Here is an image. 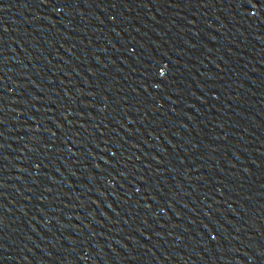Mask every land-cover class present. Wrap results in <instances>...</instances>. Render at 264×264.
Returning a JSON list of instances; mask_svg holds the SVG:
<instances>
[{"label":"water","instance_id":"water-1","mask_svg":"<svg viewBox=\"0 0 264 264\" xmlns=\"http://www.w3.org/2000/svg\"><path fill=\"white\" fill-rule=\"evenodd\" d=\"M0 264H264V0H0Z\"/></svg>","mask_w":264,"mask_h":264}]
</instances>
